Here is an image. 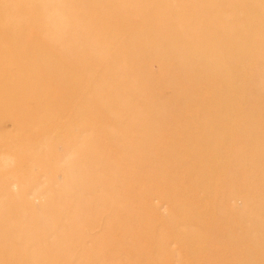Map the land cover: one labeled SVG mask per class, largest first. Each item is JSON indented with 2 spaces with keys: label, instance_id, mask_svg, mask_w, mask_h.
Masks as SVG:
<instances>
[{
  "label": "rangeland",
  "instance_id": "obj_1",
  "mask_svg": "<svg viewBox=\"0 0 264 264\" xmlns=\"http://www.w3.org/2000/svg\"><path fill=\"white\" fill-rule=\"evenodd\" d=\"M30 1L0 0V264H264V0Z\"/></svg>",
  "mask_w": 264,
  "mask_h": 264
},
{
  "label": "bare ground",
  "instance_id": "obj_2",
  "mask_svg": "<svg viewBox=\"0 0 264 264\" xmlns=\"http://www.w3.org/2000/svg\"><path fill=\"white\" fill-rule=\"evenodd\" d=\"M29 1H30V0H29ZM56 1H57V0H56ZM30 2H31V1H30ZM39 2H40V1H39ZM42 2H43V0H42ZM42 2H41V3H42ZM57 2H58V1H57ZM59 2H60V1H59ZM34 3H35V2H34ZM34 3H33V4H34ZM37 3H38V2H37ZM37 3H36V4H37ZM29 4H30V3H29ZM41 5L43 6V3H42ZM36 6H37V5H36ZM34 7H35V6H34ZM44 7H45V6H44ZM45 8H46V7H45ZM37 9H38V8H37ZM42 9H43V7H42ZM41 11H42V10H41ZM44 11H45V10H44ZM31 12H32V11H31ZM45 13H46V12H45ZM43 14H44V12L42 13V15H43ZM45 21H46V20H45ZM16 34H17V33H16ZM7 74H8V73H7ZM8 79H9V78H8ZM174 79H175V78H174ZM168 82H169V81H168ZM167 168H168V167H167Z\"/></svg>",
  "mask_w": 264,
  "mask_h": 264
}]
</instances>
